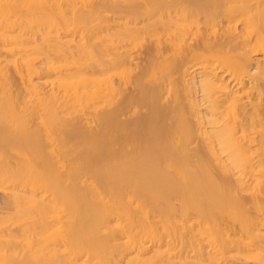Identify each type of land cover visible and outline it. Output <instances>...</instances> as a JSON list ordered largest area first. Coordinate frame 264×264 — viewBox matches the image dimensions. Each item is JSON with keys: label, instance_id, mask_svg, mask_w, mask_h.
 Masks as SVG:
<instances>
[{"label": "bare ground", "instance_id": "6f19581e", "mask_svg": "<svg viewBox=\"0 0 264 264\" xmlns=\"http://www.w3.org/2000/svg\"><path fill=\"white\" fill-rule=\"evenodd\" d=\"M259 1L0 0V264H264ZM172 4L180 18L164 20ZM154 28L158 61L124 94L140 67L119 42Z\"/></svg>", "mask_w": 264, "mask_h": 264}, {"label": "rangeland", "instance_id": "374dc122", "mask_svg": "<svg viewBox=\"0 0 264 264\" xmlns=\"http://www.w3.org/2000/svg\"><path fill=\"white\" fill-rule=\"evenodd\" d=\"M168 1V0H166ZM250 4H252V8L254 9V11L256 10V7H260L262 6V2L259 1V0H250L249 2ZM255 4V6H254ZM157 10V9H156ZM160 12V14H162V16H165V19L168 17L169 19H176V18H180V16H178V12H180V9L177 8L176 4H172V6H170L169 8H167L166 6H161V10L160 8H158V10ZM204 14L201 13V14H198L197 16H195L194 19L198 20L199 21V24L201 25V27L203 28V32H206V35L211 36L212 34H209L210 33V25L207 24V27H206V24H205V20L206 18L205 15L203 16ZM108 16H110L111 21L110 20V25H112V29L110 31H115L114 29L116 30H121L120 29V25L123 24L127 19H129V17L126 16L125 12H119V13H109ZM184 17H187L188 19H190V15L189 14H186ZM140 19H144L143 23H140ZM229 19L227 18H224V22L225 23H228L227 26L228 27H232L233 26V23L232 21H228ZM137 22V27L138 28H143L144 25L148 24V22L145 20V16H142V18L140 17L139 20H136ZM146 23V24H145ZM240 24V25H239ZM236 25H238V31L240 32L241 30V27H242V23H240V21H237L236 22ZM204 26V27H203ZM207 30V31H206ZM209 31V33H208ZM211 32H212V29H211ZM164 33L163 30L159 29V28H154L153 31H152V34H143L141 38H139L138 41H133L132 40H127L126 42L123 41V42H119V44H123V45H126V44H130L131 46H128L130 47V53L133 57H135L137 60H138V64H139V67L140 68H136L133 70V73L132 75L130 76V78L128 79V81L126 82L125 84V87L127 88L126 91H124L123 93H128L129 91L133 90L135 85H134V78L137 76V74L140 72V69L142 67H144L148 62L152 61V62H156L158 61V57L162 51V47L161 45H163L164 41H165V37H162L159 41L157 39H159L158 37H160L162 34ZM248 35V32L246 33ZM151 35V36H150ZM251 38L248 36H245L246 39H248V44H247V49L248 51H250V54H252L254 52V49L253 48H256V43H254V38H255V34H250ZM236 34H228V37H227V41L225 40L224 43H229L231 42V40L235 39L232 41V43L236 44H240L241 43V39L240 37L239 38H236ZM193 43V42H191ZM253 47V48H252ZM252 49V50H251ZM235 54V55H238L240 52H238L237 50L236 51H230V54ZM208 54V53H206ZM209 55V57H208ZM207 55V60H206V64L209 65V64H212V67H215V65L217 66L218 65V62L216 63L215 61V57L212 55V54H208ZM43 57V55L41 56ZM211 57H213L211 59ZM214 59V61H213ZM208 61H210L208 63ZM212 62V63H211ZM65 64V61H60L58 63H56V65H63ZM214 65V66H213ZM39 67H42V65H38ZM74 68V67H73ZM101 68H104V67H101ZM43 71V72H42ZM41 71V73H46V70L43 68ZM114 72H110L109 75H112L113 76ZM8 83H7V87L9 88L10 92L16 96L17 98H19L21 100V95H20V83L18 81V78L17 76L15 75V73L13 72V70H9L8 71ZM114 77H112L113 79ZM123 82H125V80H123ZM123 82L120 83L123 88ZM262 82H264V79H262ZM128 113L123 117V118H129V117H136L137 116V111L138 109L134 108V106L131 104L130 107L127 109ZM140 112H144L145 110L142 108L141 110H139ZM256 117H253L251 118L250 120H253V121H256ZM8 198H6V195H4L2 192H0V215H8L10 213V210L6 207V201H7ZM246 209L251 212L253 211V208L247 204L246 205ZM255 214L257 216H261V215H264V212L262 211H256ZM233 258L231 260V263L232 264H253L251 262V260L245 258L243 255H234L232 254Z\"/></svg>", "mask_w": 264, "mask_h": 264}]
</instances>
